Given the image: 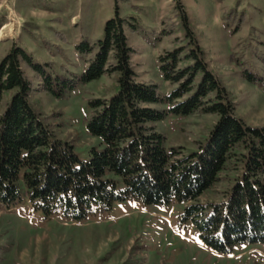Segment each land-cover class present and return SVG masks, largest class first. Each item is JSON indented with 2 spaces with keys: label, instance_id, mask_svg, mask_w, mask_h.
Segmentation results:
<instances>
[{
  "label": "rangeland",
  "instance_id": "rangeland-1",
  "mask_svg": "<svg viewBox=\"0 0 264 264\" xmlns=\"http://www.w3.org/2000/svg\"><path fill=\"white\" fill-rule=\"evenodd\" d=\"M116 7L120 16L138 20L136 30H125L137 80L156 83L162 99L175 87L161 76L158 59L185 44L181 9L209 69L230 92L236 115L249 126H264V0H0V35L10 30L0 37V59L16 45L52 75L75 81L90 58L77 47L84 40L94 47ZM22 69L36 83L31 71ZM115 88V76L103 74L88 83L75 81L59 97L34 91L30 100L54 134L87 160L88 149L97 145L85 129L93 113L88 103L107 99ZM152 106L165 112L156 127L175 158L194 151L216 121L199 111L174 115L164 100ZM238 167L236 160L226 164L197 201H221ZM19 186L15 206L0 204V264H264V244L241 243L226 254L204 246L193 223L180 222L183 205L175 200L145 205L126 198L70 222L60 215L45 218L32 207L22 182Z\"/></svg>",
  "mask_w": 264,
  "mask_h": 264
},
{
  "label": "trees",
  "instance_id": "trees-1",
  "mask_svg": "<svg viewBox=\"0 0 264 264\" xmlns=\"http://www.w3.org/2000/svg\"><path fill=\"white\" fill-rule=\"evenodd\" d=\"M179 19L185 44L158 59L161 76L175 85L163 99L156 83L136 79L131 64L125 30H136L137 19L120 16L116 7L94 47L86 40L77 47L90 58L75 81L88 83L103 74L116 79L110 97L88 103L93 113L85 129L97 145L88 149L87 160L54 134L30 100L34 91L59 97L75 81L52 75L21 47L9 49L0 59V104L8 95L0 112L1 205L12 207L21 199L19 182L45 218L60 215L70 222L126 198L145 205L175 200L183 205L180 222L190 220L200 242L216 253H229L241 243L264 244V126H249L236 115L230 92L209 69L181 9ZM163 100L174 115L216 116L206 139L182 158L165 147L156 127L165 112L152 105ZM232 160L239 167L222 200L199 203Z\"/></svg>",
  "mask_w": 264,
  "mask_h": 264
},
{
  "label": "bare ground",
  "instance_id": "bare-ground-1",
  "mask_svg": "<svg viewBox=\"0 0 264 264\" xmlns=\"http://www.w3.org/2000/svg\"><path fill=\"white\" fill-rule=\"evenodd\" d=\"M4 26H5V25H4ZM12 28H13V27H12ZM9 31H10V30H9ZM9 31H8L7 33L5 32V34L0 35V37H1V38L5 37L6 35H8V34L10 33Z\"/></svg>",
  "mask_w": 264,
  "mask_h": 264
}]
</instances>
